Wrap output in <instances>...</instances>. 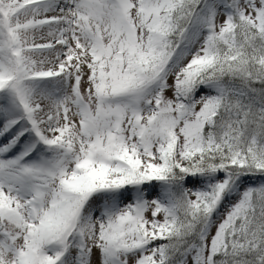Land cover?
<instances>
[{"label":"snow or ice","instance_id":"6c2138e0","mask_svg":"<svg viewBox=\"0 0 264 264\" xmlns=\"http://www.w3.org/2000/svg\"><path fill=\"white\" fill-rule=\"evenodd\" d=\"M0 141V264H264V0H0Z\"/></svg>","mask_w":264,"mask_h":264},{"label":"rangeland","instance_id":"374dc122","mask_svg":"<svg viewBox=\"0 0 264 264\" xmlns=\"http://www.w3.org/2000/svg\"><path fill=\"white\" fill-rule=\"evenodd\" d=\"M223 18H224V17H223L222 14H221L220 16H218V18H217V19H218V22H219V21H222ZM171 80H173V77L170 76V77H169V80H168V82H169L170 84L172 83ZM165 95H166L167 97H172V95H173L172 90H171V89L166 90ZM253 183L258 184V183H259V180L254 181ZM233 202H234V201H233ZM225 211H226V207H222V208L220 209V214H218L217 217L214 218L215 223L213 224V227H212V229H211L212 234H214V232H215L216 224L219 223L220 215H222ZM208 241H209V243H210V236L208 237ZM71 251H75V252H76L75 249H72ZM92 264H97V263L94 262V261H92ZM129 264H132V259H131V258L129 259ZM188 264H191V257H188Z\"/></svg>","mask_w":264,"mask_h":264},{"label":"bare ground","instance_id":"6f19581e","mask_svg":"<svg viewBox=\"0 0 264 264\" xmlns=\"http://www.w3.org/2000/svg\"><path fill=\"white\" fill-rule=\"evenodd\" d=\"M39 42H44V41H39ZM2 142L3 141H0V143H2ZM75 255H76V252L75 251H71V257L70 258L75 257ZM91 260L96 262L97 264H100V255H99V250L98 249L93 248Z\"/></svg>","mask_w":264,"mask_h":264},{"label":"trees","instance_id":"16d2710c","mask_svg":"<svg viewBox=\"0 0 264 264\" xmlns=\"http://www.w3.org/2000/svg\"><path fill=\"white\" fill-rule=\"evenodd\" d=\"M256 86H257V87H259V85H258V84H257Z\"/></svg>","mask_w":264,"mask_h":264}]
</instances>
